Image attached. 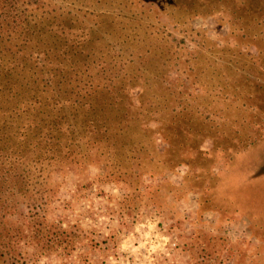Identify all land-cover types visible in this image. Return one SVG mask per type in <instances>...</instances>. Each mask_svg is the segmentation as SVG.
Returning a JSON list of instances; mask_svg holds the SVG:
<instances>
[{
  "label": "trees",
  "instance_id": "16d2710c",
  "mask_svg": "<svg viewBox=\"0 0 264 264\" xmlns=\"http://www.w3.org/2000/svg\"><path fill=\"white\" fill-rule=\"evenodd\" d=\"M137 25L128 15L83 0H0V264H114L133 204L160 194L159 203L162 197L165 182L144 186L150 179L143 176L153 178L177 165L188 166L186 181L198 176L194 167H207L208 196L227 203L218 187L219 172L204 163L226 156L218 145L225 141L204 150L202 139L214 137L210 126L198 130L182 117L183 109L170 114L164 93L155 103L141 87L135 99L130 88L141 76L109 59L111 50L121 53L145 40L146 52L153 51L148 32L138 38L144 28ZM164 56L162 51L140 60V71L148 73L147 63ZM259 113L256 126L264 124ZM91 167L98 171L90 174ZM70 172L76 179L67 188ZM106 184L124 191L116 207L99 212L95 196L106 192ZM79 202L82 211L76 208ZM115 218L122 220L105 223ZM253 221L264 232V222L255 215ZM175 247L186 250L179 243ZM188 249L192 264H246L206 260L197 244ZM224 249L230 256L243 251L233 245Z\"/></svg>",
  "mask_w": 264,
  "mask_h": 264
},
{
  "label": "rangeland",
  "instance_id": "374dc122",
  "mask_svg": "<svg viewBox=\"0 0 264 264\" xmlns=\"http://www.w3.org/2000/svg\"><path fill=\"white\" fill-rule=\"evenodd\" d=\"M83 1L87 6L128 15L144 28L139 30L138 38L145 37L144 30L148 32L147 42L153 51L146 52V40L121 53L110 51L114 57L109 59L118 66L126 63L141 76L130 88L135 99L142 88L149 90L155 103L164 93L170 114L183 109L182 117L198 130L205 132L210 126L214 137L203 133L206 136L200 144L204 150L217 149L220 140L231 142L230 146L218 144L225 149L224 158L204 161L219 172L218 187L227 203L215 202L208 196L207 167H194L198 176L187 181L186 164L166 168L160 172L163 176H143L150 179L144 186L150 181L165 182L162 197L159 203L156 196L160 194L133 204L126 219L130 228L122 234L114 264H188L194 259L188 249L192 244H197L202 256L211 262L229 258L246 264L253 259L264 263L263 226L256 224L258 221L251 223L253 215L264 222V124L256 126L254 116L260 112L259 117H264V93L257 97V93L264 92V0H207L206 5H202L206 0H197L196 6L188 4V0ZM162 51L163 59L155 57L154 62L147 63L148 73L140 71V60H151ZM258 139L241 146L247 140ZM95 171L98 170L91 167L89 173ZM66 178V187H72L75 174L70 172ZM104 188V194L95 196L99 212L115 206L124 191L113 184ZM92 193L96 195L97 190ZM64 194L60 189L59 196ZM57 206L53 200L54 214L58 213ZM76 208L84 210L80 202ZM120 219H107L105 223L115 225ZM178 243L186 250L176 248ZM224 245L243 251L236 250L230 256Z\"/></svg>",
  "mask_w": 264,
  "mask_h": 264
}]
</instances>
